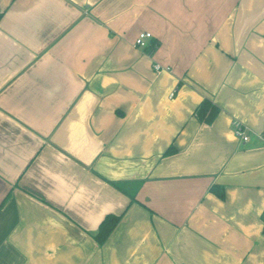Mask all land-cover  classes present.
Wrapping results in <instances>:
<instances>
[{
  "label": "crops",
  "instance_id": "obj_1",
  "mask_svg": "<svg viewBox=\"0 0 264 264\" xmlns=\"http://www.w3.org/2000/svg\"><path fill=\"white\" fill-rule=\"evenodd\" d=\"M0 14V264H264V0Z\"/></svg>",
  "mask_w": 264,
  "mask_h": 264
},
{
  "label": "trees",
  "instance_id": "obj_2",
  "mask_svg": "<svg viewBox=\"0 0 264 264\" xmlns=\"http://www.w3.org/2000/svg\"><path fill=\"white\" fill-rule=\"evenodd\" d=\"M1 15V14H0ZM219 109L216 105L212 104L209 100L203 99L198 106L195 108L193 114L194 116L202 123L210 124L216 115L218 114ZM174 153V148L172 146L168 147L164 152V156H168ZM212 192L216 194L218 197L223 196V192H221L218 188L212 187ZM119 216L113 214H107L103 217L101 222L98 225L97 231L93 236V239L98 243L102 244L106 238L109 236L113 228L116 226ZM262 232L264 233V225L262 228Z\"/></svg>",
  "mask_w": 264,
  "mask_h": 264
},
{
  "label": "built area",
  "instance_id": "obj_3",
  "mask_svg": "<svg viewBox=\"0 0 264 264\" xmlns=\"http://www.w3.org/2000/svg\"><path fill=\"white\" fill-rule=\"evenodd\" d=\"M151 34L148 32H140L136 38L134 39V47L146 51L147 49L156 48V44L150 43ZM154 71L158 72L162 68L158 64H154L153 66ZM232 131L233 134L239 138L241 141L245 142L248 140V136L246 134V128L238 121L232 122Z\"/></svg>",
  "mask_w": 264,
  "mask_h": 264
}]
</instances>
